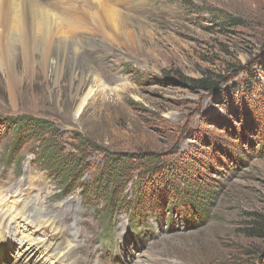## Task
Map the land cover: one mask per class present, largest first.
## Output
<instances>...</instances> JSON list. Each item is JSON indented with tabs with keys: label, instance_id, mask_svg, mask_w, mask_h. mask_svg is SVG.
<instances>
[{
	"label": "rangeland",
	"instance_id": "374dc122",
	"mask_svg": "<svg viewBox=\"0 0 264 264\" xmlns=\"http://www.w3.org/2000/svg\"><path fill=\"white\" fill-rule=\"evenodd\" d=\"M141 5L126 10L134 14L131 27L140 38L85 43L77 57L52 59L47 72L37 45L35 70L26 76L19 46L18 87L0 66V117L50 119L68 151L77 132L105 151L156 152L166 164L175 163V176L157 175L141 190L147 202L166 198L160 200L159 218L147 207L143 220L122 212L101 222L81 190L61 193L36 162V143L25 144L21 163L9 158L8 135L0 144V215L4 206L23 203L20 192L39 194L34 202L27 200L26 219L6 229V239L14 242L2 248L0 264H61L62 257L46 247L64 240L57 230L76 248L78 264H264V236L254 231L264 215V92L257 93L252 77L264 88V0H143ZM202 78L217 80V88H194L193 79ZM249 84L256 88L254 101L258 97L263 105L259 113L238 90ZM233 90L236 101L230 103L226 93ZM233 104L242 106L240 116H232ZM89 153L86 181L103 162L99 151ZM178 168L189 171L183 178L189 192L181 181L174 186ZM197 185L203 188L196 199L205 220L183 219L185 198ZM38 220L53 221L54 229L40 227ZM22 231L40 243L32 244L36 253L29 260L19 248Z\"/></svg>",
	"mask_w": 264,
	"mask_h": 264
},
{
	"label": "trees",
	"instance_id": "16d2710c",
	"mask_svg": "<svg viewBox=\"0 0 264 264\" xmlns=\"http://www.w3.org/2000/svg\"><path fill=\"white\" fill-rule=\"evenodd\" d=\"M262 64H264V61ZM252 77L259 84L260 90H257V93L264 92L258 77L255 74ZM218 83L217 80L211 78L193 79L194 88L208 91L215 90ZM238 90H240L242 96H249V103L254 107L255 112L259 113V109L263 105L259 104L258 97L255 98V101L253 99L256 92L253 84H249L248 87L240 85ZM235 92L236 90L226 93L227 99L231 100L230 103L236 101ZM243 98L242 102L245 104ZM242 110V106L234 105L233 112L235 113L232 112L231 114L236 117L237 115L240 116L239 113ZM254 125H256L255 122ZM8 135H11L9 158H15L21 163L25 144L29 142L36 143L37 145L32 146L36 162L45 168L48 177L57 185L61 193L66 196L81 190L83 201L90 204L93 202L92 207L98 209L96 216L101 222L108 223L122 212H126L127 216L132 218V221L143 220L145 208L147 207V212H152L153 215L157 213L155 217L159 218L158 214L164 208V204H160V200L164 203L166 198L162 197L151 203V201H145L142 198L145 196L141 193L144 183L153 181L157 175L161 174L166 178L175 176V163L166 164L162 160L163 156L159 153L149 151H105L99 145L88 142L84 135L77 132H72L69 139L72 148L68 151L61 130L52 120L29 114L0 117V144L1 140ZM90 151H99L103 154V162L91 173L90 180L86 181L84 176L91 166L89 162ZM229 155L232 156L230 153ZM179 169L176 170L179 177L175 180L174 186L177 185L178 187V181H181L182 183H180L184 186L183 189L189 192V185L183 181V178L189 175V171ZM195 187L193 190L197 189L195 190L197 192L192 194L190 192L185 198L186 203L189 202V207L185 211L186 207L184 206L185 216H183V219L193 220L196 216L200 217L201 220H205L199 209L202 204L196 199V194L201 192L203 188H199L198 185ZM254 231L258 235L264 236V215L260 216L258 228ZM105 234H109V231H106ZM260 258L263 259V256H260ZM245 264L259 263L249 261Z\"/></svg>",
	"mask_w": 264,
	"mask_h": 264
},
{
	"label": "bare ground",
	"instance_id": "6f19581e",
	"mask_svg": "<svg viewBox=\"0 0 264 264\" xmlns=\"http://www.w3.org/2000/svg\"><path fill=\"white\" fill-rule=\"evenodd\" d=\"M142 1L0 0V66L11 83L18 87L22 82L16 66L17 55L15 52L19 50V46L23 49L24 71L26 76L30 77L35 70V47L37 45H41L40 67L44 72H47L52 59L56 60L58 55L66 56L69 53H73L77 57L83 53L85 43L91 44L98 41L106 45L107 42L111 43L121 39L130 43L140 37L131 27L134 14L129 13V10H137L133 9L132 5L137 3L140 6ZM126 3H131V6L129 7ZM124 4L126 7H123ZM56 66L61 70L60 64ZM88 96L83 99L80 109ZM32 192L34 191L25 190L18 194V197L23 199V203H11L12 205L8 207L4 206L5 214L0 215V254L2 248H7L14 242L12 237L6 239V229L9 228L11 222H16L17 219H26L27 205L35 201L32 199L33 195L39 194L36 192L30 196ZM27 200H30V203ZM6 213H10V215L7 216ZM38 222L42 223L39 224L42 228L54 229V223L51 220H47L46 223L40 220ZM57 231L58 237L64 240L56 246L52 242L46 244L47 249L51 255L62 257L61 264H78L79 257L76 248L70 247L66 243L65 233L62 230ZM25 242L31 246L25 247L27 244H24ZM35 242L37 239L32 234L24 235L22 231V237L19 238V244H21L19 248H21L20 251H23L21 255L28 260L32 258L31 254L36 253V248L32 246Z\"/></svg>",
	"mask_w": 264,
	"mask_h": 264
}]
</instances>
